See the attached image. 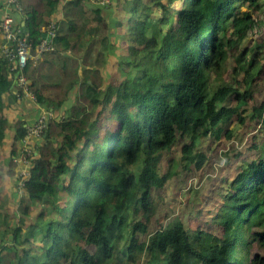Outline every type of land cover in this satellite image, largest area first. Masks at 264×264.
<instances>
[{"label":"trees","instance_id":"trees-1","mask_svg":"<svg viewBox=\"0 0 264 264\" xmlns=\"http://www.w3.org/2000/svg\"><path fill=\"white\" fill-rule=\"evenodd\" d=\"M113 1L0 0V264H264V0ZM7 15L35 57L52 39L63 80L41 85L36 59L19 84ZM25 88L41 111L17 120ZM215 162L201 202L150 233L155 190Z\"/></svg>","mask_w":264,"mask_h":264},{"label":"rangeland","instance_id":"rangeland-1","mask_svg":"<svg viewBox=\"0 0 264 264\" xmlns=\"http://www.w3.org/2000/svg\"><path fill=\"white\" fill-rule=\"evenodd\" d=\"M94 3H96L97 5H105V7H112L115 8L116 7V1L113 0H108V2L105 3H101L99 2V0H94ZM121 6L125 7V4L123 2H121ZM113 12V11H112ZM115 16L114 13L111 14V19H113ZM264 19V16H263ZM259 27V26H258ZM259 32L257 33L259 35H261V37H264V21L261 23V26L259 27ZM254 37H256L255 35H253ZM251 33L249 35V39L247 38L243 43H246L247 41H249L248 43L251 44ZM229 67H231V63H229L228 65ZM45 115V114H43ZM42 115V116H43ZM41 116V117H42ZM47 115H45L46 117ZM46 119V118H45ZM32 123H30V127L34 126L31 125ZM33 137H37V136H30V139H26L27 144H29L30 141V145H33V142L35 143L36 140L33 141ZM41 137V136H40ZM31 139H32V143H31ZM221 143H216L212 140V145L207 148L204 149V151L208 154L209 157H211L212 159L214 158L215 155H217V151L219 150ZM209 144V140L206 141L205 146L208 147ZM30 147H28L27 145V149H29ZM228 148V146L226 147ZM29 151L31 152V150L29 149ZM27 158H29V156H23V159H20V162L24 161H28ZM25 164V163H24ZM28 165V164H27ZM162 165V163H161ZM219 162H215V164H213L212 166H206L204 168V172L205 174H203V179L201 180L199 175L197 176H183L185 179L182 180L183 183H181V181L178 183L177 179L167 183L162 189H158L155 190V194H154V206H155V214L153 215L150 223H149V232L152 233L154 231H156L159 226L161 224H166L168 223V221L170 219H173L175 213H180V204H193L196 201H200L201 202V191L204 189L205 184L207 182L208 178H215L219 175V173H222V170L219 169ZM164 166L161 167V171L162 168ZM6 171V170H5ZM1 172V171H0ZM23 173L26 175L27 172L23 171ZM15 181L8 179L6 176L3 177V180H1L0 182V187L6 188L7 191H13L14 189V185H15ZM181 183V185H180ZM177 184V186H176ZM176 186V187H175ZM22 190V189H21ZM20 190V191H21ZM180 195L179 197L176 195V193H179ZM7 210L11 213L12 211L16 210V206L13 203H10L7 206ZM191 210V209H190ZM254 252L257 251L259 253V255H264V250L261 249H253Z\"/></svg>","mask_w":264,"mask_h":264},{"label":"built area","instance_id":"built-area-1","mask_svg":"<svg viewBox=\"0 0 264 264\" xmlns=\"http://www.w3.org/2000/svg\"><path fill=\"white\" fill-rule=\"evenodd\" d=\"M101 3L108 2V0H99ZM9 3L16 4V7L21 9V7L17 4L18 0H9ZM15 19L11 15H7L4 18V21L2 22V35L5 39L6 43H14L16 48V58L19 65V71H18V80L19 84L21 86H25L27 83L26 77L23 75L22 72H24L27 68V65L30 60H36L37 57L42 56L43 54L52 51L53 50V42L51 40H44L37 48V57H35L32 54L33 45L30 43L26 37L27 34H23L22 31L18 28H15ZM49 35L51 38L55 37V32L51 31L49 32ZM8 46V45H6ZM5 48V53L12 57L13 54H11V50L8 47ZM25 93L27 96L31 97L33 100H35V97L27 88H25ZM46 128L45 118L44 116L41 117V119L28 130V136L26 139H30V136H37L40 137L44 133ZM28 153H30L29 149H25Z\"/></svg>","mask_w":264,"mask_h":264},{"label":"crops","instance_id":"crops-1","mask_svg":"<svg viewBox=\"0 0 264 264\" xmlns=\"http://www.w3.org/2000/svg\"><path fill=\"white\" fill-rule=\"evenodd\" d=\"M102 16H104V18L107 20L108 23H111L109 13L108 14L103 13ZM15 19L17 22L21 23V26L25 30V33L28 34L29 32L27 29V18L23 17L22 15H16ZM89 28H93V24H91ZM89 35L93 36V31H91L88 34V36ZM90 41H91V38L88 39L87 44H89ZM45 55L43 54L42 56H39L36 58L38 61L37 62L38 66H40L39 70L37 71L36 77H35L36 80H38L41 85H51L55 82L56 83L60 82L61 80L64 79V74H63L64 72L62 71V62L59 56L57 54H50V55L47 54V56ZM63 55L69 57L71 54L70 55L63 54ZM49 92L53 93L52 90H50ZM37 109L41 111L39 106L34 104L33 99L29 96H26L25 98H23L22 102L18 104H11L7 108V112H9L12 115V117H14V119L19 120V119L30 118V115L33 112H36Z\"/></svg>","mask_w":264,"mask_h":264},{"label":"clouds","instance_id":"clouds-1","mask_svg":"<svg viewBox=\"0 0 264 264\" xmlns=\"http://www.w3.org/2000/svg\"><path fill=\"white\" fill-rule=\"evenodd\" d=\"M5 44L7 45L6 41H5ZM5 44H4V45H5ZM6 45H5V46H6ZM5 46H4V47H5ZM26 138H27V137H26ZM26 143H27V141H26Z\"/></svg>","mask_w":264,"mask_h":264}]
</instances>
